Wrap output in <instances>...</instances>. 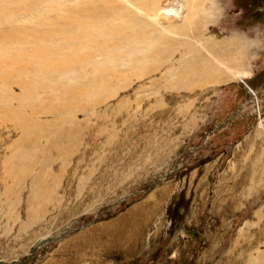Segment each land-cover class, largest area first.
<instances>
[{"label": "rangeland", "instance_id": "rangeland-1", "mask_svg": "<svg viewBox=\"0 0 264 264\" xmlns=\"http://www.w3.org/2000/svg\"><path fill=\"white\" fill-rule=\"evenodd\" d=\"M0 264H264V0H0Z\"/></svg>", "mask_w": 264, "mask_h": 264}, {"label": "bare ground", "instance_id": "bare-ground-1", "mask_svg": "<svg viewBox=\"0 0 264 264\" xmlns=\"http://www.w3.org/2000/svg\"><path fill=\"white\" fill-rule=\"evenodd\" d=\"M82 19V18H81ZM84 22V21H83ZM91 42V41H90ZM97 45H99V44H97ZM43 53V52H42ZM48 53H49V51H48ZM42 55V54H41Z\"/></svg>", "mask_w": 264, "mask_h": 264}]
</instances>
